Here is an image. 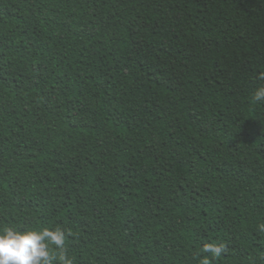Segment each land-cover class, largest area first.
I'll return each mask as SVG.
<instances>
[{"label":"trees","instance_id":"1","mask_svg":"<svg viewBox=\"0 0 264 264\" xmlns=\"http://www.w3.org/2000/svg\"><path fill=\"white\" fill-rule=\"evenodd\" d=\"M261 73L264 0H0V230L62 227L73 264H264Z\"/></svg>","mask_w":264,"mask_h":264},{"label":"clouds","instance_id":"2","mask_svg":"<svg viewBox=\"0 0 264 264\" xmlns=\"http://www.w3.org/2000/svg\"><path fill=\"white\" fill-rule=\"evenodd\" d=\"M259 79L264 80V73ZM253 100L264 102V85L257 87L253 93ZM259 230L264 231V224L259 225ZM66 231L62 227L54 229L43 228L36 230H17L5 228L0 230V264H73L65 250ZM55 246L59 251L57 256L50 249ZM227 251L226 245L221 243H207L202 252L211 254L213 258H219ZM202 264H209L208 258L202 260Z\"/></svg>","mask_w":264,"mask_h":264}]
</instances>
